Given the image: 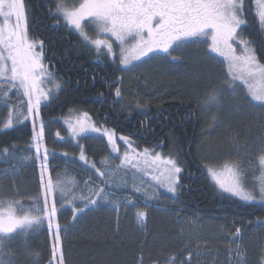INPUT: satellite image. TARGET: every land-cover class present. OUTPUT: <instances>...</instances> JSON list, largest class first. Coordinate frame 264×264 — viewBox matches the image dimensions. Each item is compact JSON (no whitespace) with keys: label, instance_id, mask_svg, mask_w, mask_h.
I'll use <instances>...</instances> for the list:
<instances>
[{"label":"trees","instance_id":"1","mask_svg":"<svg viewBox=\"0 0 264 264\" xmlns=\"http://www.w3.org/2000/svg\"><path fill=\"white\" fill-rule=\"evenodd\" d=\"M24 2L28 33L43 41L44 65L60 84L40 103L44 147L72 152V141L54 140V131L62 117L82 112L97 127L113 129L136 147L175 159L182 170L174 194L160 190L154 197H131L129 189H111L104 177L96 175L98 188L104 185L108 199L75 217L73 206H84L75 200L67 203L72 198L58 192L65 264H173V260L174 264H261L264 202L259 198L246 202L221 191L207 173L211 163L228 159L239 161L246 171L256 170L247 163L256 159L264 141V108L250 107L226 91L220 95L218 110L203 107L206 92L222 85L226 77L225 61L214 54L209 59L204 54L207 43H189L171 55L152 54L124 66L119 56L104 50L98 55L94 46L63 23L55 13L57 0ZM255 12L254 0H244L246 24L240 36L251 42L264 63V27ZM172 56L179 59L173 61ZM2 87L0 92L8 88ZM11 97L21 100L16 88ZM5 101L0 100V200H18L25 209L39 200L42 208L41 168L32 147L31 120L23 116L6 127L13 102ZM79 146L93 162L106 147L91 135L84 136ZM48 163L51 174L65 165L60 155ZM76 171L68 188L85 189L83 178L89 176ZM140 211L146 213L143 226L136 219ZM236 228L241 229L238 238ZM54 235L55 229L50 233L42 225L26 236H15L5 251L12 253L13 264H56Z\"/></svg>","mask_w":264,"mask_h":264},{"label":"snow or ice","instance_id":"2","mask_svg":"<svg viewBox=\"0 0 264 264\" xmlns=\"http://www.w3.org/2000/svg\"><path fill=\"white\" fill-rule=\"evenodd\" d=\"M254 3L255 15L259 24L264 27V0H254ZM55 13L62 17L68 26L74 28L83 41L94 46L98 55L106 49L107 54L114 56L113 41L118 42L120 63L124 66L148 57L149 54L171 55L177 47L187 46L189 43H207L208 51L204 54L209 59H212L213 53L223 57L227 64V74L222 85L206 92L203 107L209 111L218 110L220 95L226 91L250 107L258 105L264 108V63L260 62L251 42L240 38L242 26L246 24L244 0H79L71 6L65 0H57ZM85 24L94 26L96 39L88 35ZM129 41H132L130 46ZM234 42H238L241 48L239 54ZM43 55V41L29 36L24 0H0V79L10 81L11 87L23 89L24 95L28 97V113L36 117L39 116L41 99H48L53 90L60 88V84L54 79L55 73L44 65ZM178 59V56H172L173 61ZM46 81L52 84V88L45 90L42 87ZM4 94L7 95L6 92ZM116 95H121L119 89ZM11 116L12 114L6 127L13 123ZM87 120L88 114L83 113L74 123L69 122L73 138L89 130L101 131ZM57 135L59 136V133ZM103 135L107 137L111 151L118 153L115 133L104 129ZM119 139L128 145L129 150L120 158L116 171L130 165L137 173L144 171L147 174L140 166L143 161L147 168L159 173L152 175L158 185L166 188L169 193L176 192L182 170L175 159L162 157L159 152L153 153L149 149L136 153L128 137L120 136ZM33 140L39 154L44 147L43 125L38 134L35 133L34 127ZM259 148L254 166L258 168L260 175L256 176L253 182L254 191H249L245 185L247 174L241 171L242 163L231 160H225L218 166L207 167L209 175L219 189L246 202H255L259 195L260 200L264 202V141H261ZM44 153L45 163L41 164L43 207L39 206V200L34 201L33 206L27 209L20 207L21 202L18 200H0V264H13L10 259L12 253L5 249L15 236H26L45 221L50 233L55 229L52 256L56 258L59 254L58 264H65L60 248L61 226L57 221L59 201L55 199L54 194L59 190L62 196L67 197L72 195L74 187H66L65 182L59 179L54 183L50 176L47 184H44L47 148H44ZM64 155L67 156V153ZM80 159L88 163L83 148ZM161 163L164 165L163 170L158 167ZM101 164L105 166V170L97 168L94 162L90 166L104 177L108 174V158L102 160ZM135 190L139 192L140 188L135 187ZM50 197L52 203L49 207ZM76 199L73 195L72 200L67 203L72 204ZM78 199L86 202L84 208L73 206V217L89 205H96L100 199H108V195L104 188L100 187L95 190L93 197L81 196ZM136 219L137 223L143 226L146 213L138 212ZM64 231H67V227ZM240 233L241 229L236 228L234 235L238 238ZM5 256L9 259H4ZM261 264H264V254L261 256Z\"/></svg>","mask_w":264,"mask_h":264},{"label":"rangeland","instance_id":"3","mask_svg":"<svg viewBox=\"0 0 264 264\" xmlns=\"http://www.w3.org/2000/svg\"><path fill=\"white\" fill-rule=\"evenodd\" d=\"M65 2L69 6H71L73 3H78L79 0H65ZM26 16H27V14H26ZM59 18L61 19V21L63 23H65L62 17H59ZM68 27H70V26H68ZM89 29L95 31L94 26L89 25V24H85V30L88 31ZM88 35L91 38H93V39L97 38L96 31L95 32H89ZM30 38L35 39V40H39V39H36L35 37H31V36H30ZM100 38H105V37H100ZM240 38H242V37L240 36ZM131 43H132V41H129V45L128 46H130ZM234 47H236L237 54H239L241 52V48H240L238 42H234ZM113 49H114V52L116 51L114 56L121 57V55H120V45H119L118 42L113 41ZM37 50H39V48ZM104 51L107 52L106 49H104ZM155 54H157V53H155ZM159 54H163V53H159ZM149 55H152V54H149ZM214 55H216V54H214ZM216 56H218V55H216ZM218 57L220 58V56H218ZM221 59L224 60L223 57H221ZM3 85H5L8 88L5 91L0 92V100L5 101V100L10 99V101L13 102L12 109H10V114H12V116H11L12 120L13 121H17L23 116L28 117L31 120V125H32L33 131H34V127H35V133L38 134L40 132V129H41L42 121H41L39 116L36 117L35 115H30L28 113V97L24 95L23 89L22 88L18 89L17 87H11V82L10 81H5L3 79H0V90L3 89V87H2ZM42 87L45 90H47V89L52 88V84H50V83H48L46 81L42 85ZM14 88H16L19 91L21 100L16 101L15 97H11V94L14 91ZM5 92L7 93V95L4 94ZM17 98H19V97L17 96ZM43 101L45 102L46 99H41V103ZM82 114H83L82 112L70 113L69 115H67L65 117H62L59 120L60 126H59V128H56V130L54 131V136H53L54 140H58V141L59 140H61V141L69 140V141H72L71 143L75 147L73 148L72 152L67 153V152H64V151L57 152V150L55 148L52 149L51 147L47 146V148L49 149L48 150L49 153H48V157H47V161H46L47 172L44 175V184L45 185L47 184L48 178L50 176L53 179L54 183L59 179V180L65 182L66 187H68V185H69V187H71L72 183H68V182L69 181H74L76 179V177H75V172H77L76 169H81V171L83 170V174L81 173L83 175V177H86V176H84L86 174H88L89 177L83 178V180L85 182H87L86 186H85L86 187L85 189H83L82 186H79V187L77 185L75 186L74 192L72 193L75 197H77V199L75 200V203H77V204L79 203V204H82L84 206V203L86 201H81L78 198L81 197V196L90 197V198L94 196V194H95L94 191L100 185V182H98L95 179L96 175H99V174L97 173L95 168H92L90 166L91 163H93V160L88 158V155L85 153L84 148L82 146H79L80 145V140L84 136L91 135L93 137H96V140L98 138L99 140H102L105 143V146H106L105 147V152L102 154V156H100V158H97L98 160H96L94 163L96 164L97 168H100L101 170H105V166L101 164V161L104 160L106 157L108 158V165H109V167L107 168V173L108 174L106 176H104V178L107 181L108 186H110L109 188H111V189L115 188V189H118V190L129 189L131 197H134L136 195H145V196H148V197H154L155 194H153V193L159 192L160 190L163 191V192H168L166 190V188L161 187L160 185H158L152 179V175H154V174L158 175L159 173L155 172L151 168H147L144 165L143 161L140 162V166H141V168H144L146 170L147 174H145L144 171L137 173L136 169L132 168L130 165L126 166V167H123V168H120L119 171H116L117 166L120 165V158H122L124 153H125V151L129 150V149H128V145L125 144L124 141H121L119 139V137L115 134V139H116L117 145L119 147V152L118 153H113L111 151V146L108 144L107 137L103 135V130L104 129H108V130L113 131V129L105 128V127H98V128L101 129L100 132H93V131L89 130V131H87L85 133L78 134L77 138H73V133L71 132V130L69 128V122L74 123L77 118L82 117ZM17 116L19 117V119H16ZM9 119H8V121H9ZM8 121L6 122V125L8 124ZM87 122L94 124L93 121L91 120V118L89 117V115H88ZM44 131H45V126H43V141H42V144L45 142V136H44L45 132ZM57 133H59V136L57 135ZM32 141H33L32 142V147H34L35 150H36V142L34 140H32ZM131 144H132V148L135 150L136 153H142L144 151V149H148V148L136 147L134 145V143H132V142H131ZM44 148H46V147H42L41 148L39 154L37 153V151L35 153V156H36V159H37V163H38L37 165L40 168H41V164L45 163V160H44V156H45ZM81 148H83L84 154H85V156L88 159V163L87 164L83 160L80 159ZM238 149H240V148L238 147ZM152 152L154 153V152H157V151H152ZM64 153H67V156H65ZM58 155H60L64 159V164H65V165L62 166L61 170H59L62 173V176H60L59 171L57 173H55V174H51L50 173V170H51L50 164L48 163V160L50 158H54L55 156H58ZM162 157H166V156L162 155ZM228 160H230V159H228ZM224 161L225 160H220L217 163H211V164H213L215 166H218L216 164H222ZM233 161H235V160H233ZM235 162L239 163V161H235ZM255 162H256V159H251L250 162H248L247 164L249 166H254ZM213 165H210V166H213ZM158 167H159L160 170H163L164 165L161 163V164H158ZM254 168H256V170L246 171L244 169H241V171L243 173L247 174L246 175V179H245V185H246V187L248 188L249 191H254L253 182L255 180V177L260 175V172H259L258 168L255 167V166H254ZM63 170L64 171L65 170H70V173L67 172V171L64 172ZM40 173H41V171H40ZM207 173H208V171H207ZM208 175H209V173H208ZM107 177H109V178H107ZM209 177L212 180L211 176H209ZM40 182H41V179H40ZM94 186H96V187L94 188ZM102 186H104V185L101 184V187ZM135 187H139L140 191L137 192L135 190ZM255 190L258 191V189H255ZM58 192H59V190L56 191L54 196ZM228 194H230V193H228ZM73 195H69L66 198L70 199V197L72 198ZM258 198L260 199L259 195H257L256 199H258ZM256 201H258V200H256ZM51 203H52V198L50 197L49 198V207L51 206ZM43 226H48L47 225V221L44 222ZM58 259H59V254L55 258L56 264H58Z\"/></svg>","mask_w":264,"mask_h":264}]
</instances>
